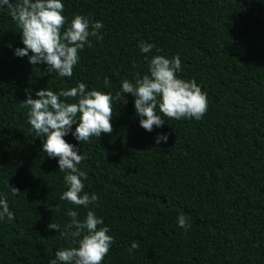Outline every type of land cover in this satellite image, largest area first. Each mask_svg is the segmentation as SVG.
<instances>
[{"label":"trees","instance_id":"trees-1","mask_svg":"<svg viewBox=\"0 0 264 264\" xmlns=\"http://www.w3.org/2000/svg\"><path fill=\"white\" fill-rule=\"evenodd\" d=\"M61 2L65 27L77 14L103 24V39L89 38L71 77L16 56L22 34L0 9V198L14 214L0 219V264H49L57 250L78 246L48 228L63 231L69 209L81 221L93 210L98 227L110 229L114 243L102 264H264V0ZM141 42L154 47L142 53ZM156 55L179 56L177 76L197 82L207 112L200 120L163 117L148 132L134 97L124 94L127 104L113 102L111 134L80 144L64 137L84 156L77 166L87 173L83 193L98 201L85 209L61 200L65 173L20 107L27 90L36 99L40 89L84 83L115 96L123 80L148 74ZM158 134L167 142L157 145ZM179 215L188 218L187 231Z\"/></svg>","mask_w":264,"mask_h":264},{"label":"clouds","instance_id":"clouds-1","mask_svg":"<svg viewBox=\"0 0 264 264\" xmlns=\"http://www.w3.org/2000/svg\"><path fill=\"white\" fill-rule=\"evenodd\" d=\"M0 9H7L22 34L24 47L15 49L14 54L28 57L31 65L46 64L48 72L54 71L59 77L73 75L74 66L80 59L79 52L86 45L92 46L90 37L103 39L99 34L103 24L92 22L83 15H75L65 27L66 17L62 14L64 4L61 0H16L15 3L12 0H0ZM153 47V44L146 42L139 45L142 53L150 52ZM181 70L179 56L169 59L156 55L148 62V74L136 79L135 83L123 80L115 96L98 90L86 91L84 83L59 93L47 88L40 89L35 92L38 97L36 99L32 98L31 89L27 90V98L21 102L20 107L28 108V123L36 137L45 138L42 150L49 158H58V170L65 173L67 190L60 196L61 200L85 209L98 201L99 197L95 193H83L84 183L81 178L86 180L87 173L77 166L84 156L64 137L71 133L80 144L92 137L98 139L102 133L111 134L113 102L119 100L127 104L124 94L134 97L140 127L148 132L154 126H163V117L177 121L202 118L208 110L207 95L195 80L178 78L177 73ZM109 84L110 81L105 78L104 85ZM74 124L76 127L73 131ZM167 140V134H158L155 143L158 145ZM19 192L12 187L13 195ZM66 215L70 221L63 231L59 224L50 223L48 228L59 232L65 240L71 239L78 246L57 250L49 264H102L114 243L113 236L108 234L110 229L107 226L98 227L103 221L93 210L86 212L83 221L79 219L76 210L69 209ZM5 217L11 221L14 214L9 210L7 199L0 198V219ZM177 224L185 231L190 227L185 215L177 217ZM138 246L134 242L129 253Z\"/></svg>","mask_w":264,"mask_h":264}]
</instances>
